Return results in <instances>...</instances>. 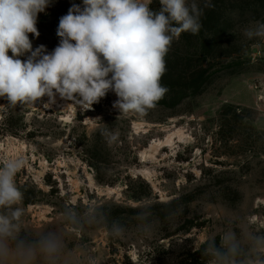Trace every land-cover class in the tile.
<instances>
[{
  "label": "rangeland",
  "instance_id": "rangeland-1",
  "mask_svg": "<svg viewBox=\"0 0 264 264\" xmlns=\"http://www.w3.org/2000/svg\"><path fill=\"white\" fill-rule=\"evenodd\" d=\"M212 2L213 25L226 29L220 57L209 62L214 75L174 107L119 114L113 92L85 111L58 94L16 106L0 98V161H26L17 182L30 226L58 227L65 203L92 202L127 228L120 238L95 228L77 238L99 264H204L206 235L218 236L229 219L264 221V41L244 35L264 22V0ZM72 3L82 0H54L39 14L33 48L58 45L51 22ZM188 40L174 38L170 49L195 52ZM142 210L154 226L149 236L137 228Z\"/></svg>",
  "mask_w": 264,
  "mask_h": 264
},
{
  "label": "clouds",
  "instance_id": "clouds-1",
  "mask_svg": "<svg viewBox=\"0 0 264 264\" xmlns=\"http://www.w3.org/2000/svg\"><path fill=\"white\" fill-rule=\"evenodd\" d=\"M53 2L0 0V98L6 105L54 101L58 94L85 111L113 92L119 114L144 116L168 91L161 80L173 39L198 34L204 8L214 7L212 0H203V8L197 0H158L155 10L154 0H82L59 18V43L49 52L43 44L33 48L29 34L39 37V14ZM244 35L264 41V22ZM106 136L110 143L118 140L117 133ZM25 165L22 157L0 161V264H99L77 238L93 228L120 238L126 225L88 202L65 203L58 227L30 226L17 182ZM148 217L143 210L138 214L145 236L154 230ZM70 240L76 244L71 251ZM199 252L204 264H264V221L229 219L218 236H205Z\"/></svg>",
  "mask_w": 264,
  "mask_h": 264
},
{
  "label": "trees",
  "instance_id": "trees-1",
  "mask_svg": "<svg viewBox=\"0 0 264 264\" xmlns=\"http://www.w3.org/2000/svg\"><path fill=\"white\" fill-rule=\"evenodd\" d=\"M212 3L213 8H204L200 18L202 24L200 32L196 35L188 32L180 35L187 36L191 42H194L193 45L197 48L195 52H183L178 48L168 51L165 57L166 71L161 80L168 91L157 104L174 107L183 99L205 90L207 84L211 82L215 65L209 62L220 57L221 54L216 50L226 32L224 28L217 31L215 24L213 25L217 20L219 9L215 2ZM151 7L154 10L159 8L158 0H154ZM201 7L203 8V5ZM68 9L58 11L51 24L58 27L59 18L67 14Z\"/></svg>",
  "mask_w": 264,
  "mask_h": 264
},
{
  "label": "crops",
  "instance_id": "crops-1",
  "mask_svg": "<svg viewBox=\"0 0 264 264\" xmlns=\"http://www.w3.org/2000/svg\"><path fill=\"white\" fill-rule=\"evenodd\" d=\"M243 95H244L243 93H242V94H239L238 97H239L240 99H243ZM237 103L241 104V103H243V102H242L241 100H238Z\"/></svg>",
  "mask_w": 264,
  "mask_h": 264
},
{
  "label": "built area",
  "instance_id": "built-area-1",
  "mask_svg": "<svg viewBox=\"0 0 264 264\" xmlns=\"http://www.w3.org/2000/svg\"><path fill=\"white\" fill-rule=\"evenodd\" d=\"M257 84V83H256ZM256 86V88H258L259 87V84H257V85H255Z\"/></svg>",
  "mask_w": 264,
  "mask_h": 264
}]
</instances>
